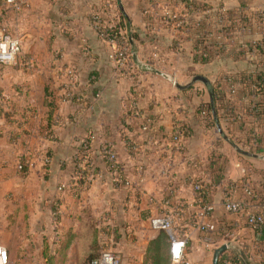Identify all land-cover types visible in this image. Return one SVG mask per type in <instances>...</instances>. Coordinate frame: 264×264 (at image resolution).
<instances>
[{
	"label": "crops",
	"instance_id": "0c3cea01",
	"mask_svg": "<svg viewBox=\"0 0 264 264\" xmlns=\"http://www.w3.org/2000/svg\"><path fill=\"white\" fill-rule=\"evenodd\" d=\"M122 2L125 13L118 0H0V23L23 43L16 62L0 63V244L9 264H86L109 248L122 264H154L158 245L172 264L169 233L151 224L166 215L187 240L189 264H213L225 243L220 264L237 256L264 264V226L247 220L263 203L264 159L225 139L196 83L179 89L135 64L134 51L146 63L158 59L149 48L161 42H142L158 27V0ZM217 112L232 142L264 156L251 147L257 120L248 109ZM228 198L245 208L228 211ZM205 204L211 231L198 227Z\"/></svg>",
	"mask_w": 264,
	"mask_h": 264
},
{
	"label": "trees",
	"instance_id": "16d2710c",
	"mask_svg": "<svg viewBox=\"0 0 264 264\" xmlns=\"http://www.w3.org/2000/svg\"><path fill=\"white\" fill-rule=\"evenodd\" d=\"M186 3L187 7L192 5L188 1ZM250 4L251 0H241V4L233 8L231 41H227L224 33L215 35L213 25L206 18L190 22L183 30L186 40L192 42V57L195 63L208 64L225 56L233 57L236 62H247L244 69L233 71L231 75L225 74L223 80L219 74L217 83H214L215 99L219 103L218 109L224 108L232 112L236 109V104H225L223 95L230 93L233 97L241 96L246 102L241 108L248 109L257 120L253 127L248 128L251 147L264 149V10H252ZM225 14L227 13L222 12V15ZM115 35L117 37V34ZM134 36L136 35L133 34ZM127 43H130L129 39ZM172 47L178 49L174 45ZM222 102L224 105H221ZM205 106L214 122L210 102H205ZM262 199L264 203V197ZM163 253V249L158 245L155 249L154 264H163ZM97 256H91L87 262ZM237 257L233 259V264H251L244 256Z\"/></svg>",
	"mask_w": 264,
	"mask_h": 264
},
{
	"label": "rangeland",
	"instance_id": "374dc122",
	"mask_svg": "<svg viewBox=\"0 0 264 264\" xmlns=\"http://www.w3.org/2000/svg\"><path fill=\"white\" fill-rule=\"evenodd\" d=\"M192 5L187 7V3L183 2V5L177 0H158L155 9L158 11L159 18L157 19L158 27L156 26V32L151 33V38H146L143 36L142 42H151L152 44L156 42H161L160 45L155 44V46H150V52L158 56L157 61L153 64H157L158 68H163L171 72V74L181 73L183 76H187V83L192 80L193 76L196 74H203L207 76L214 87V83H217L219 74H221V80L224 79V75H231L233 71L241 70L245 68L246 62L241 61L239 64L233 60L231 56H225L222 59L216 60L212 63L206 65H193L192 61V42L186 40V34L184 28L189 25L190 22L202 20L204 18L208 19L211 25H213V33L215 35H226L227 41L233 39V33L231 31V26L233 24V8L241 4V0H188ZM254 7L253 10L260 9L264 10V0H253L250 7ZM222 12L227 14L222 15ZM230 12V13H228ZM168 25L172 29H181L177 36H173L174 30H169L167 33L158 32L159 26ZM229 28V30H228ZM150 28V30H153ZM220 30V32H219ZM151 44V45H152ZM170 44L172 47H178V52L175 51L174 54L169 53L167 55L166 47ZM230 46V45H229ZM233 47V46H231ZM128 53L127 48L124 50ZM230 51V53H232ZM162 60L167 63V68L162 64ZM150 62V61H149ZM151 63V62H150ZM175 64V65H174ZM177 66V67H176ZM185 77V76H184ZM197 87H201L203 91V100H209L208 91L206 86L202 82L196 83ZM201 91V90H200ZM223 99L225 104L235 103L236 109H242L244 100L241 96L238 99L233 98L230 93L224 94ZM221 105H224L223 102ZM232 147V146H231ZM233 148V147H232ZM117 253L115 249H107Z\"/></svg>",
	"mask_w": 264,
	"mask_h": 264
},
{
	"label": "built area",
	"instance_id": "2783aa9c",
	"mask_svg": "<svg viewBox=\"0 0 264 264\" xmlns=\"http://www.w3.org/2000/svg\"><path fill=\"white\" fill-rule=\"evenodd\" d=\"M7 3H13L16 5H23L28 2V0H5ZM100 28V27H99ZM105 32V31H104ZM101 32L103 35L109 37L111 41L116 40L110 32ZM23 51V43L20 37L10 33L6 26L0 23V63L12 64L16 62L17 58ZM125 51H122L118 61L122 64L125 59ZM177 141L180 140L179 136H175ZM107 157L114 163H117L118 157L114 149L110 148L107 151ZM48 162V159H46ZM19 168L23 169L24 164L21 162ZM201 185L196 184L195 188L201 190ZM225 208L230 212H238L245 208L246 203L241 200H236L228 198L224 202ZM212 212V206L205 204L200 213V220L198 221V227L203 231H211L215 229L212 224L206 223L204 218L208 217ZM54 222L59 219V212H53ZM248 223L251 227L256 230H261L264 226V203L261 204L259 210H250L248 212ZM151 224L156 229H163L169 233L171 239V254H172V264H189L185 258V248L187 245V240L183 237H179L174 229V218L171 215L157 216L152 218ZM0 264H9V253L6 246L0 244ZM86 264H122L120 256L111 250H103L101 253L91 259ZM226 264H233V260H226Z\"/></svg>",
	"mask_w": 264,
	"mask_h": 264
},
{
	"label": "water",
	"instance_id": "95a60500",
	"mask_svg": "<svg viewBox=\"0 0 264 264\" xmlns=\"http://www.w3.org/2000/svg\"><path fill=\"white\" fill-rule=\"evenodd\" d=\"M118 1H119L120 9L122 10L123 13H125V8H124L122 0H118ZM133 60H134L135 64L140 69H142L143 71H149V72L161 75L162 77L170 80L179 89H186V88L191 87L193 84H195L197 82H202L206 86V88L209 92L210 104H211L212 113H213V117H214V120L216 122V125H217L219 131L225 137V139H227V141H229L239 152L247 154V155H253L255 157H261L262 159H264V156H259L258 154H255V153L253 154L249 151L244 150L237 143L232 142L231 139H229V137L224 133V130L221 126L219 116H218V112H217L215 90H214V87H213L211 80L207 76H205L203 74H196L193 76L192 80L188 84L184 85V84H181L180 82H178L177 79L173 75L166 73L165 71L159 69L158 67H156L155 65H153L151 63H146V62L142 61L139 58L137 51L133 52ZM228 247H229V244L225 243V244H223V245H221L215 249L214 256H213V264H220V257L223 254V252L226 249H228Z\"/></svg>",
	"mask_w": 264,
	"mask_h": 264
}]
</instances>
